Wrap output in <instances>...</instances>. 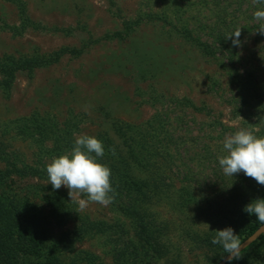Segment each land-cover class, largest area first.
I'll return each instance as SVG.
<instances>
[{"label": "rangeland", "instance_id": "rangeland-1", "mask_svg": "<svg viewBox=\"0 0 264 264\" xmlns=\"http://www.w3.org/2000/svg\"><path fill=\"white\" fill-rule=\"evenodd\" d=\"M172 1L0 0V58L67 51L54 64L18 73L9 92L0 91V147L10 156L32 161L35 147L16 138L11 126L32 113L59 123L72 120L78 126L76 138L107 136L114 142L118 126L141 127L157 113L167 121L170 148L156 167L142 172L149 191L156 193L144 204L143 222L159 235L158 253L139 239L136 220L116 211L113 203L90 202L80 210L78 200L87 197L71 201L69 190L61 186L55 191L82 219L114 227L75 240L78 222L56 225L42 201L53 190L49 178L5 175L8 168L0 163V196L38 217L42 249L64 264H216L226 253L211 243L215 231L231 227L240 238L241 211L264 199V186L243 172L226 176L218 162L227 155L222 143L226 135L246 129L264 137V35L253 16L264 5L252 0ZM19 6L31 22L46 29L15 34ZM148 14L163 20L141 23L124 40L103 39L124 30V21ZM184 26L203 40L209 33L220 34L223 44L235 50V71L219 56H203L176 32ZM237 29L240 45L233 46L236 37H226ZM80 49V55L70 52ZM237 74L256 79V94L240 90Z\"/></svg>", "mask_w": 264, "mask_h": 264}, {"label": "trees", "instance_id": "trees-1", "mask_svg": "<svg viewBox=\"0 0 264 264\" xmlns=\"http://www.w3.org/2000/svg\"><path fill=\"white\" fill-rule=\"evenodd\" d=\"M18 15L20 27L15 34H20L26 29L36 31L46 29L31 22L21 6L18 7ZM160 19L163 20L161 16L148 14L132 22L124 21V30L113 32L104 36L103 39L124 40L141 23ZM176 32L190 40L203 56H219L223 61L225 60L230 70H234L236 64L234 59L235 50L231 49L229 45L223 44L220 34L213 35V33H209L207 39L203 40L194 35L192 29L187 26ZM82 51L83 49L70 52L80 55ZM66 52L63 51V53L54 54L50 57L15 58L10 55L1 57L0 91L8 93L18 73H30L38 68L54 64L58 62L60 55L66 54ZM223 61L221 62L223 63ZM223 65L226 66L224 63ZM235 79L241 91L247 90L252 94H256L258 88L256 79L247 74H237ZM183 102L196 111L201 110L194 107L189 101ZM11 126L16 138L30 141L35 147L30 163L25 162L24 159H19L20 157L10 156L0 147V163L8 168L5 175H15L21 178H48L47 165L54 157L58 158L71 151L79 132L77 124L72 120L59 123L38 113L16 119L11 122ZM166 126L167 121H163L157 113L144 126H118L115 131L118 142H114L107 136L95 137L102 141L105 146V155L99 158L98 162L111 169L110 180L112 187L115 189L113 202L115 210L136 220L137 236L142 241H148L147 245H150L149 247H152V250L156 253H158L157 248L160 244L158 241L159 235L155 230L149 229V224L143 222V217L147 213L144 204L151 197L156 196V193L149 191L148 181L144 174L142 175V172L146 168L156 167V161L161 158V154L165 152L166 147L170 148L171 142L167 138ZM112 148L115 149V156L109 151ZM11 157L15 159L12 160ZM48 191L49 193L42 196V201L48 208L55 224L64 226L70 221L78 222L75 231L72 232L75 240L82 239L85 234L105 233L114 228L111 225H105L103 222H87L86 219H82L77 214L72 205L67 203L63 193L50 188ZM185 195L187 197L188 193L186 192ZM186 197L184 196V200L188 204H192L193 198ZM237 222L242 228L241 242L262 225L254 215L250 216L243 210ZM40 226L41 221L30 209L0 196V264H64L56 256L45 254L41 247ZM240 256L239 259H232L231 264H264V234L242 250Z\"/></svg>", "mask_w": 264, "mask_h": 264}, {"label": "clouds", "instance_id": "clouds-1", "mask_svg": "<svg viewBox=\"0 0 264 264\" xmlns=\"http://www.w3.org/2000/svg\"><path fill=\"white\" fill-rule=\"evenodd\" d=\"M254 5H264V0H252ZM254 20L260 24L259 32L264 35V8L253 14ZM241 29L229 34L226 39L233 36V46H239ZM223 148L227 155L219 156L218 162L226 176L243 172L245 176L254 179L257 184L264 186V137H257L252 131L240 129L234 134L226 135ZM113 156L115 149H109ZM105 146L99 139L79 135L69 153L53 158L47 165L46 171L49 183L53 190L64 186L69 190L71 201L74 196H86L87 199L78 200L80 210H84L90 202L109 206L114 202L115 189L111 185V169L98 162L104 157ZM247 214L254 215L264 224V199H256L243 209ZM211 240L213 245H221L228 254L229 264L232 259H239L241 253V240L231 227L215 231Z\"/></svg>", "mask_w": 264, "mask_h": 264}, {"label": "water", "instance_id": "water-1", "mask_svg": "<svg viewBox=\"0 0 264 264\" xmlns=\"http://www.w3.org/2000/svg\"><path fill=\"white\" fill-rule=\"evenodd\" d=\"M262 234H264V224L260 225L249 237H247L246 239H244L241 242V251L244 250L246 247H248L250 244H252L253 242H255L258 237H260ZM229 263L228 260V254H226L219 262H217L216 264H227Z\"/></svg>", "mask_w": 264, "mask_h": 264}]
</instances>
